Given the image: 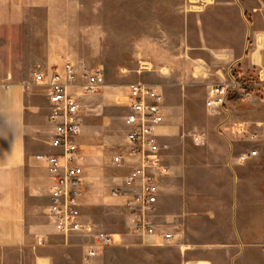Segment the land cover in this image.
I'll list each match as a JSON object with an SVG mask.
<instances>
[{"label": "rangeland", "instance_id": "obj_1", "mask_svg": "<svg viewBox=\"0 0 264 264\" xmlns=\"http://www.w3.org/2000/svg\"><path fill=\"white\" fill-rule=\"evenodd\" d=\"M196 1L0 0V68L31 83V103L36 106L31 131L37 153L55 152L48 146L52 128L47 90L36 84L34 72H47L70 59L79 67L105 75V86L83 100V214L99 230L118 235L117 243L94 259H87L84 252L92 238L73 234L68 239L57 235V240L44 246L34 238L26 250L0 249V264H35L39 250H46L53 264H176L171 245L148 246L131 234L122 200L111 194L129 173L128 168L113 165L112 158L126 150L127 92L128 86L137 82L156 86L165 97L161 143L174 181L171 178L163 184L157 218L160 228L169 230V216H187L185 199L192 192L195 204L191 214L204 216L207 239L264 235L263 163H248L251 178H247V192L252 190V198H239L236 204L235 197L221 196L235 188L230 173L237 164L230 159L243 144L218 131L226 114L232 116L230 122L260 120L261 105L235 100L221 115L210 114L205 108L210 86L222 75V68L210 63L213 53L208 47L234 43L240 22L228 8L221 14L223 20L206 14L214 0L194 9ZM198 137L201 141L195 139ZM31 173L37 181L32 182L27 199L29 222L49 234L50 181L42 167ZM204 190L218 196H204Z\"/></svg>", "mask_w": 264, "mask_h": 264}, {"label": "built area", "instance_id": "obj_2", "mask_svg": "<svg viewBox=\"0 0 264 264\" xmlns=\"http://www.w3.org/2000/svg\"><path fill=\"white\" fill-rule=\"evenodd\" d=\"M209 3L197 0L192 8ZM37 85L47 90L48 123L52 128L48 146L55 153L43 155L51 177L50 201L47 217L57 234L64 237L83 234L93 243L86 258L93 259L101 251L117 243L115 234L105 233L83 214L85 166L80 137L84 114L83 100L94 96L105 86L106 78L100 70L79 67L67 59L62 66L49 71H35ZM254 97L264 103V77L256 75L238 80L234 74L210 86L205 108L213 115L226 114L235 100L249 101ZM165 97L161 90L146 83L128 86L127 113L124 116L126 150L112 158L113 165L129 168L122 184L113 188V197L122 200L129 218L130 232L137 236H158L163 243L175 241L172 232L161 231L157 212L164 182L172 175V167L163 153L161 128L165 123ZM219 134L243 144L238 156L240 163L263 162L264 119L255 123L223 121ZM201 141L200 137L195 138ZM44 242L38 241L39 245Z\"/></svg>", "mask_w": 264, "mask_h": 264}, {"label": "crops", "instance_id": "obj_3", "mask_svg": "<svg viewBox=\"0 0 264 264\" xmlns=\"http://www.w3.org/2000/svg\"><path fill=\"white\" fill-rule=\"evenodd\" d=\"M213 3L212 7L205 10L206 14L213 13L223 20L225 16L221 14L225 13V9L228 8L236 13L240 22L237 32L239 37L234 43L222 47H208V50L213 53L210 56L212 66L214 65V67L226 71L223 73L222 69L219 70L222 75L217 82H220L222 78H228L230 74L235 73V70L243 78L252 77L259 71L264 77V0H214ZM8 19L10 20L12 17H8ZM31 101V83L29 79H20L12 72H5L0 68L1 250H26L29 246H32L34 238L37 242L40 239L44 240L41 246L46 245L51 239L55 241L59 238L57 236L59 234L56 233L53 226H51L49 234H45L41 233L38 227L31 226L29 222L27 199L32 194L31 190L34 186L32 182L37 181L36 176L31 172L42 167L50 181L51 188V177L42 158L47 152L44 154L37 153L36 147L33 145L34 134L31 131V116L36 106ZM249 103L257 106L261 105V111L258 113L262 118L260 120L238 121L239 123H255L264 119V103L254 97L250 98ZM231 117L226 114L223 120L230 121L232 120ZM162 131L163 127L161 133ZM242 150L243 147L236 157L230 159V162L237 164L232 167L233 173H230L232 180H235V188L223 191L220 194L221 196L235 197L236 204L239 203V198H252L253 195L251 189L249 193L247 192L249 181L247 178L251 176L247 167L248 163L252 161L244 164L239 162L238 156ZM172 175L166 182L172 178ZM239 181H241V184H239ZM249 187L251 186L249 185ZM163 188L164 185L161 196ZM192 195L195 196L190 192L187 195L189 199H185L184 207L187 212H184L187 213L186 217L174 218V216H169V221H171L169 230L161 229L158 221L156 222L160 232H172L175 236V241L167 245H171V250L176 254L173 257L176 264H264V235L258 238H231L227 236L223 241L214 238L207 239L204 235V229L207 227L203 221L204 216L199 217L191 214L193 212L191 211L192 207L195 204L193 199L190 198ZM216 195L218 196L213 191L204 190V196ZM134 236L148 246L166 245L158 236ZM69 237L65 238L68 239ZM90 244L85 245V256ZM108 248L101 251L98 257ZM35 258V264H53L52 257L47 254L46 250H39V253L35 252Z\"/></svg>", "mask_w": 264, "mask_h": 264}, {"label": "trees", "instance_id": "obj_4", "mask_svg": "<svg viewBox=\"0 0 264 264\" xmlns=\"http://www.w3.org/2000/svg\"><path fill=\"white\" fill-rule=\"evenodd\" d=\"M235 77L238 79V80H244L243 77L240 76V74L238 72L234 73Z\"/></svg>", "mask_w": 264, "mask_h": 264}]
</instances>
